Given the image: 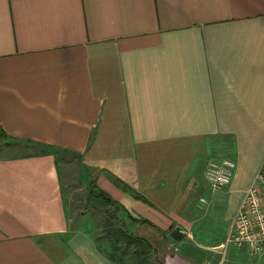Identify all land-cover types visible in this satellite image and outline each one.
Listing matches in <instances>:
<instances>
[{"label":"crops","instance_id":"1","mask_svg":"<svg viewBox=\"0 0 264 264\" xmlns=\"http://www.w3.org/2000/svg\"><path fill=\"white\" fill-rule=\"evenodd\" d=\"M0 129V264H120L69 217L61 153L160 264L264 262L217 249L264 160V0H0Z\"/></svg>","mask_w":264,"mask_h":264},{"label":"rangeland","instance_id":"2","mask_svg":"<svg viewBox=\"0 0 264 264\" xmlns=\"http://www.w3.org/2000/svg\"><path fill=\"white\" fill-rule=\"evenodd\" d=\"M3 142H7V139L0 138V144ZM8 142L10 141L8 140ZM47 149L46 147H41V149H39L38 147L32 146L26 147L19 153H34ZM226 152L224 151L223 153ZM59 155L62 157L65 156V159L63 158L62 161L58 163V169L61 177L63 197L65 198L69 217L73 218L74 222L84 219V223H88L92 232L95 234L98 247L120 264H160L156 254L149 250L146 244L142 242V239H146L147 241L150 238V232L142 230V233H137V231L133 230V224L135 223H133V220L127 215L123 214L122 210L116 212L112 205L90 193L89 182L85 181L83 178L84 171H82L79 161H75L70 155H65L63 153ZM223 157L225 156L222 154L211 163H220L222 160H225ZM204 180L211 189L207 183L205 174ZM177 230L182 238L183 236L188 237L186 243L193 240L192 237L188 235L189 232L183 228ZM128 234L132 235L133 238L129 240ZM171 245L174 247L175 244ZM217 249L222 252L226 248L220 246ZM248 256L250 255L248 254ZM225 264L228 263L226 262ZM245 264H247V262Z\"/></svg>","mask_w":264,"mask_h":264},{"label":"built area","instance_id":"3","mask_svg":"<svg viewBox=\"0 0 264 264\" xmlns=\"http://www.w3.org/2000/svg\"><path fill=\"white\" fill-rule=\"evenodd\" d=\"M233 167L234 162L228 159L206 167L204 174L212 190L230 183ZM221 246H232L250 256L264 255V160L247 188Z\"/></svg>","mask_w":264,"mask_h":264},{"label":"trees","instance_id":"4","mask_svg":"<svg viewBox=\"0 0 264 264\" xmlns=\"http://www.w3.org/2000/svg\"><path fill=\"white\" fill-rule=\"evenodd\" d=\"M0 138H2V139H6V134L0 129ZM44 147H46V146H44ZM47 148V147H46ZM89 191H90V193L91 194H93V195H95L96 197H100L103 201H106L107 203H109L110 205H112L113 207H114V210L116 211V212H118L119 210H122L123 208L121 207V205L117 202V201H115V200H113L112 198H110L107 194H105L101 189H99L98 187H97V185L95 184V182L94 181H90L89 182ZM129 218L130 219H132L133 221H137L135 218H133V217H130L129 216ZM138 221L140 222V223H145V224H149V225H151L156 231H159L157 228H156V226L155 225H153L152 223H150L148 220H146V219H138ZM129 235V240L131 239V238H133V236L132 235H130V234H128ZM149 237H152L151 235H149ZM141 239V238H140ZM142 242H144L145 244H146V246L148 247V249L149 250H151V251H153L154 253H156V250H155V247H154V245L153 244H151L150 243V241L149 240H147L146 241V239H142Z\"/></svg>","mask_w":264,"mask_h":264}]
</instances>
